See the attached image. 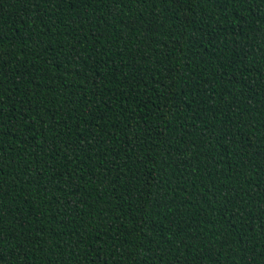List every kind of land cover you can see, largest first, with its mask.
<instances>
[{"label": "trees", "instance_id": "trees-1", "mask_svg": "<svg viewBox=\"0 0 264 264\" xmlns=\"http://www.w3.org/2000/svg\"><path fill=\"white\" fill-rule=\"evenodd\" d=\"M0 264H264V0H0Z\"/></svg>", "mask_w": 264, "mask_h": 264}]
</instances>
